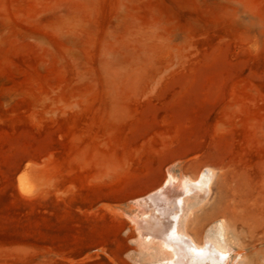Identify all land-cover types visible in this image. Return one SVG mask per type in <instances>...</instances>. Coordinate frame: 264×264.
I'll use <instances>...</instances> for the list:
<instances>
[{"label":"rangeland","instance_id":"rangeland-1","mask_svg":"<svg viewBox=\"0 0 264 264\" xmlns=\"http://www.w3.org/2000/svg\"><path fill=\"white\" fill-rule=\"evenodd\" d=\"M204 167L187 231L264 264V0H0V264H127Z\"/></svg>","mask_w":264,"mask_h":264},{"label":"bare ground","instance_id":"bare-ground-1","mask_svg":"<svg viewBox=\"0 0 264 264\" xmlns=\"http://www.w3.org/2000/svg\"><path fill=\"white\" fill-rule=\"evenodd\" d=\"M213 175L210 167H204L196 178L167 171L160 186L134 200L138 211L132 221L141 238H155L157 250L168 249L171 254L166 261L158 259L154 264H232L241 257V253L233 254L221 220L210 225L202 242L182 228V219L191 212L193 202L200 204L208 196ZM247 249L251 256L259 252L254 245Z\"/></svg>","mask_w":264,"mask_h":264},{"label":"crops","instance_id":"crops-1","mask_svg":"<svg viewBox=\"0 0 264 264\" xmlns=\"http://www.w3.org/2000/svg\"><path fill=\"white\" fill-rule=\"evenodd\" d=\"M186 219H187V216L185 219L184 218L182 219V222H181L182 228L184 229L185 232H187L190 236H192L186 229ZM192 238L195 240L193 236ZM142 240L143 238H141V234L139 233V230H137V236L135 238V241L131 244L132 246L130 248L131 250H129V256L132 259L130 260L127 258L130 261V262H127V264H154L158 259L162 261H166L171 256L170 251H168V249L161 250V251L157 250L156 245H155L156 243L155 238L151 237L147 241L143 240L144 241L143 243H142Z\"/></svg>","mask_w":264,"mask_h":264}]
</instances>
